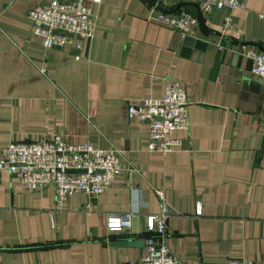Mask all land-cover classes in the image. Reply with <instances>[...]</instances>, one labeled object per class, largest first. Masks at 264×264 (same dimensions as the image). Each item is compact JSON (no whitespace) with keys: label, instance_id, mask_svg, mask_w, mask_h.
<instances>
[{"label":"crops","instance_id":"1","mask_svg":"<svg viewBox=\"0 0 264 264\" xmlns=\"http://www.w3.org/2000/svg\"><path fill=\"white\" fill-rule=\"evenodd\" d=\"M34 4L0 0V148L58 134L121 149L133 171L91 199V210L83 193L58 206L51 186L29 192L0 172V264L137 262L145 243H118L145 239L158 190L171 207L165 245L181 264H264V80L240 55L264 50V0H243L225 36V14L213 11L204 20L211 34L184 37L153 21L190 11L180 1L85 0L93 38L48 51L27 17ZM173 81L185 87L189 128L161 155L148 150V125L127 107L160 98ZM110 214H133L131 227L107 232Z\"/></svg>","mask_w":264,"mask_h":264},{"label":"built area","instance_id":"2","mask_svg":"<svg viewBox=\"0 0 264 264\" xmlns=\"http://www.w3.org/2000/svg\"><path fill=\"white\" fill-rule=\"evenodd\" d=\"M85 0H35L27 17L33 24V33L42 38L45 51L73 46L79 50L82 43L93 38L95 22ZM101 0H93L99 3ZM195 5L203 20L213 11L223 12L219 34L225 36L233 29L230 13L243 7V0H176ZM264 20V16H259ZM153 21L178 32L182 37L192 35L198 28L197 15L183 10L176 14L158 13ZM264 47V45H263ZM240 55L251 61V75L264 80V52L253 48L243 49ZM79 59L78 56L75 57ZM45 74L44 68L40 69ZM186 90L179 82L165 86L160 98H146L136 105L127 107L129 118L148 125V150L165 155L181 145L172 135L175 131L189 128ZM118 148L96 149L91 143L72 144L60 135L34 142H10L0 148V172L17 179L29 192H40L51 186L56 204L62 203L74 194L87 197L85 208L91 210L90 200L101 194L114 179L126 172ZM72 171V172H70ZM159 200L157 214L146 216L145 251L137 262L125 264H181L165 245L166 224L171 207L162 190L156 191ZM200 214V206L196 207ZM133 214H110L106 230L109 233L122 232L131 227ZM227 264H253L246 259H231Z\"/></svg>","mask_w":264,"mask_h":264},{"label":"water","instance_id":"3","mask_svg":"<svg viewBox=\"0 0 264 264\" xmlns=\"http://www.w3.org/2000/svg\"><path fill=\"white\" fill-rule=\"evenodd\" d=\"M189 10L196 14L197 15V20H198V28H199V31L201 34H203L204 36H207L209 34H211L212 32L207 29L206 25H205V21L203 20L202 18V15L200 14L198 8L195 6V5H189ZM264 52V50H263ZM72 172V171H70ZM145 243L144 240H129V241H124V242H120L118 243L119 245H122V246H135V247H141L143 246Z\"/></svg>","mask_w":264,"mask_h":264}]
</instances>
